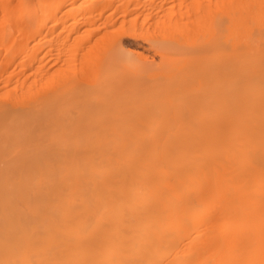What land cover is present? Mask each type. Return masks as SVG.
<instances>
[{"label":"bare ground","instance_id":"obj_1","mask_svg":"<svg viewBox=\"0 0 264 264\" xmlns=\"http://www.w3.org/2000/svg\"><path fill=\"white\" fill-rule=\"evenodd\" d=\"M166 23L160 63L0 84V264H264V0Z\"/></svg>","mask_w":264,"mask_h":264},{"label":"rangeland","instance_id":"obj_2","mask_svg":"<svg viewBox=\"0 0 264 264\" xmlns=\"http://www.w3.org/2000/svg\"><path fill=\"white\" fill-rule=\"evenodd\" d=\"M20 1L0 0V60L9 62V69L0 73V84L24 79L35 67L38 104L42 103L44 81L49 80L48 89L55 86L72 92L78 87L89 88L91 73L109 65L117 53L130 55L139 64L160 63L158 43L150 41L159 35L156 31H163L167 19L172 18L175 26L190 32L197 14L210 6V0H30L33 9L27 13L20 8ZM159 15L165 18L162 27ZM179 28L175 32L171 28V32L173 38L183 41ZM21 42L33 46L32 59L11 53ZM187 50L194 54L195 43ZM201 50L207 56L208 46ZM71 113L76 114V109Z\"/></svg>","mask_w":264,"mask_h":264}]
</instances>
